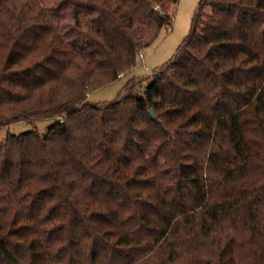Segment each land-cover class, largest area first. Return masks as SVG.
<instances>
[{"label":"trees","instance_id":"1","mask_svg":"<svg viewBox=\"0 0 264 264\" xmlns=\"http://www.w3.org/2000/svg\"><path fill=\"white\" fill-rule=\"evenodd\" d=\"M0 0V264H264V0ZM150 109L156 115L154 118Z\"/></svg>","mask_w":264,"mask_h":264},{"label":"rangeland","instance_id":"2","mask_svg":"<svg viewBox=\"0 0 264 264\" xmlns=\"http://www.w3.org/2000/svg\"><path fill=\"white\" fill-rule=\"evenodd\" d=\"M200 0H177L173 12V20L167 30H163L157 40L143 50L145 64L138 58L137 64L129 73L121 75L116 81L97 88L89 93V101L93 103H109L120 94L124 85L133 77L144 79L158 70L162 65L169 62L175 55L178 47L189 34L193 17ZM52 120H41L36 124L19 122L7 127L0 128V145L3 144L9 133L21 132L37 128L45 132Z\"/></svg>","mask_w":264,"mask_h":264},{"label":"built area","instance_id":"3","mask_svg":"<svg viewBox=\"0 0 264 264\" xmlns=\"http://www.w3.org/2000/svg\"><path fill=\"white\" fill-rule=\"evenodd\" d=\"M139 58L142 59V60H143V63L145 64V60H144L145 57H144V55H143V52L140 53Z\"/></svg>","mask_w":264,"mask_h":264},{"label":"water","instance_id":"4","mask_svg":"<svg viewBox=\"0 0 264 264\" xmlns=\"http://www.w3.org/2000/svg\"><path fill=\"white\" fill-rule=\"evenodd\" d=\"M150 113H151V115H152L154 118H156V115H155V112H154L153 109H150Z\"/></svg>","mask_w":264,"mask_h":264},{"label":"crops","instance_id":"5","mask_svg":"<svg viewBox=\"0 0 264 264\" xmlns=\"http://www.w3.org/2000/svg\"><path fill=\"white\" fill-rule=\"evenodd\" d=\"M145 57V56H144ZM146 58V57H145Z\"/></svg>","mask_w":264,"mask_h":264}]
</instances>
